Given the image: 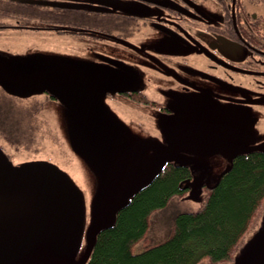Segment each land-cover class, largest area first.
Returning a JSON list of instances; mask_svg holds the SVG:
<instances>
[{
    "label": "flooded vegetation",
    "instance_id": "1",
    "mask_svg": "<svg viewBox=\"0 0 264 264\" xmlns=\"http://www.w3.org/2000/svg\"><path fill=\"white\" fill-rule=\"evenodd\" d=\"M122 3L134 9L124 10ZM12 4L29 16L6 9ZM20 30L51 36L19 45ZM29 51L74 56L119 77L116 71H124V81L115 84L121 89H100L104 103L124 124L150 136L161 139L157 124L189 112L183 124L218 120L240 149L264 144V0H0V55ZM0 92L27 109L34 124H66V107L52 90L29 97ZM243 124H254L256 134L243 137ZM9 142L0 132V147L9 151L3 146ZM215 148L213 157L227 161ZM253 154L264 152L234 161ZM183 168L188 178L198 174ZM209 191L205 185L203 193Z\"/></svg>",
    "mask_w": 264,
    "mask_h": 264
},
{
    "label": "water",
    "instance_id": "2",
    "mask_svg": "<svg viewBox=\"0 0 264 264\" xmlns=\"http://www.w3.org/2000/svg\"><path fill=\"white\" fill-rule=\"evenodd\" d=\"M95 67L74 56L38 51L0 55V87L7 93L29 97L49 89L64 104L61 114L66 118L61 121L66 124L57 125L72 158L63 151L60 161L68 169L59 161L14 163L0 147V264H88L100 233L114 227L119 212L166 165L198 172L179 189H189L188 199L201 202L207 195L203 187L216 188L236 157L264 152V144L242 149L234 145L218 120L183 124L189 112L157 124L161 139L124 124L106 106L101 91L123 82L124 71H116L119 77ZM99 90L102 95H97ZM242 130L245 138L256 134L254 124H243ZM213 147L227 161L214 158ZM228 264H264V211L258 229Z\"/></svg>",
    "mask_w": 264,
    "mask_h": 264
},
{
    "label": "trees",
    "instance_id": "3",
    "mask_svg": "<svg viewBox=\"0 0 264 264\" xmlns=\"http://www.w3.org/2000/svg\"><path fill=\"white\" fill-rule=\"evenodd\" d=\"M189 170L168 164L122 209L116 224L100 233L88 264H220L233 260L242 237L264 210V154L242 156L202 207L176 216L169 237L135 250L150 218L165 208ZM254 228V227H253Z\"/></svg>",
    "mask_w": 264,
    "mask_h": 264
},
{
    "label": "rangeland",
    "instance_id": "4",
    "mask_svg": "<svg viewBox=\"0 0 264 264\" xmlns=\"http://www.w3.org/2000/svg\"><path fill=\"white\" fill-rule=\"evenodd\" d=\"M6 9L14 11V13L18 12L25 17L30 14L26 8L19 7L14 4L7 6ZM68 17L74 21L81 19L78 14H71L68 15ZM19 35L20 36L17 42H19V45H22L27 43L30 44L31 42H43V38L51 36V33H32L27 30H20ZM27 53L25 55H27ZM27 111L28 110L21 104L11 101L0 92V132L7 138V140L12 142L3 144V146L9 150L6 152L11 157H14V163L28 160H49L55 162L59 161L56 164L62 168H67L65 166V162L60 161L62 157H65L63 153L65 150L60 139L61 135H59L58 132V125L34 124L29 118ZM204 195L201 202L189 200V192L174 195L165 208L157 210L152 214L148 233L142 241L137 243L135 250H141L148 245L167 239L172 232L176 216L183 212H193L199 210L206 199ZM263 211L261 213V218ZM259 224L250 227V229L242 237L236 253L244 246L245 242L252 235V233L258 229ZM230 262L220 264H228ZM204 264L210 263L205 261Z\"/></svg>",
    "mask_w": 264,
    "mask_h": 264
}]
</instances>
